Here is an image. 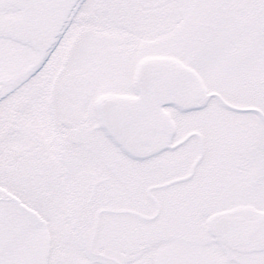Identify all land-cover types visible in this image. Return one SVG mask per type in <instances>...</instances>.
<instances>
[{"label": "snow or ice", "instance_id": "6c2138e0", "mask_svg": "<svg viewBox=\"0 0 264 264\" xmlns=\"http://www.w3.org/2000/svg\"><path fill=\"white\" fill-rule=\"evenodd\" d=\"M0 264H264V0H0Z\"/></svg>", "mask_w": 264, "mask_h": 264}]
</instances>
